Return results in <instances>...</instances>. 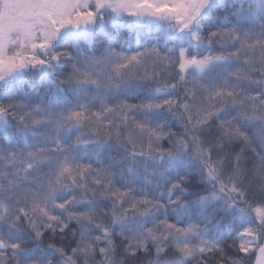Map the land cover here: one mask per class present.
I'll use <instances>...</instances> for the list:
<instances>
[{
	"label": "snow or ice",
	"instance_id": "obj_1",
	"mask_svg": "<svg viewBox=\"0 0 264 264\" xmlns=\"http://www.w3.org/2000/svg\"><path fill=\"white\" fill-rule=\"evenodd\" d=\"M0 264H264V0H0Z\"/></svg>",
	"mask_w": 264,
	"mask_h": 264
},
{
	"label": "trees",
	"instance_id": "obj_2",
	"mask_svg": "<svg viewBox=\"0 0 264 264\" xmlns=\"http://www.w3.org/2000/svg\"><path fill=\"white\" fill-rule=\"evenodd\" d=\"M130 39L132 40V43L129 46H134V37H130Z\"/></svg>",
	"mask_w": 264,
	"mask_h": 264
}]
</instances>
